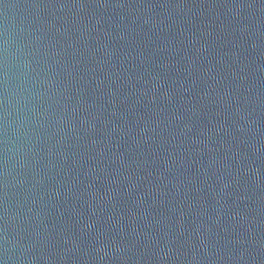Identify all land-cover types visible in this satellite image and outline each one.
<instances>
[{"label": "water", "instance_id": "water-1", "mask_svg": "<svg viewBox=\"0 0 264 264\" xmlns=\"http://www.w3.org/2000/svg\"><path fill=\"white\" fill-rule=\"evenodd\" d=\"M0 264H264V0H0Z\"/></svg>", "mask_w": 264, "mask_h": 264}]
</instances>
